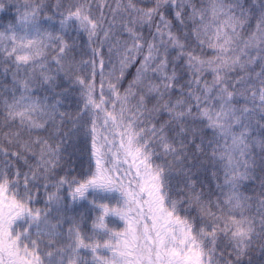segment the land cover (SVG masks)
I'll return each mask as SVG.
<instances>
[{"label": "snow or ice", "instance_id": "1", "mask_svg": "<svg viewBox=\"0 0 264 264\" xmlns=\"http://www.w3.org/2000/svg\"><path fill=\"white\" fill-rule=\"evenodd\" d=\"M0 264H264V0H0Z\"/></svg>", "mask_w": 264, "mask_h": 264}]
</instances>
